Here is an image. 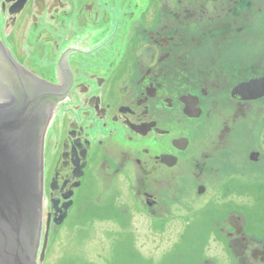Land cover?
<instances>
[{
    "label": "flooded vegetation",
    "instance_id": "obj_1",
    "mask_svg": "<svg viewBox=\"0 0 264 264\" xmlns=\"http://www.w3.org/2000/svg\"><path fill=\"white\" fill-rule=\"evenodd\" d=\"M0 16L6 49L55 99L45 258L74 212L131 208L132 220L171 227L185 216L184 178L205 209L246 177V162L264 163V0H0ZM122 178L135 207L120 195L81 197L88 181L111 188ZM223 216L210 221L226 226L213 240L233 256L227 264H264V225L254 233L232 207Z\"/></svg>",
    "mask_w": 264,
    "mask_h": 264
},
{
    "label": "rangeland",
    "instance_id": "obj_2",
    "mask_svg": "<svg viewBox=\"0 0 264 264\" xmlns=\"http://www.w3.org/2000/svg\"><path fill=\"white\" fill-rule=\"evenodd\" d=\"M249 129L251 135H258L259 127L255 123ZM189 178L182 181L186 193L179 205L185 216L171 227L169 225L172 222L164 224L162 219H151L143 214L135 215L132 220L129 216L133 211L131 208L122 214L120 209L109 208L108 211H102L98 207L97 211L84 214L74 212L61 229L60 235L52 239L54 243L44 263L204 264L205 259H210L214 264L229 263L230 259L234 260L233 256L229 257L226 251L222 255V243L213 240H219L218 229L226 226L220 223L216 227L210 219L214 214L224 217L228 207H232L234 213L240 215L245 222L248 221L251 231L258 234V229L264 225V220H261L264 216V163L254 165L246 162V177H235L239 179L233 185V193L228 192L232 189L220 191L219 202H213L211 207L205 209L201 208L205 198H197L200 201H196L193 183ZM130 184L129 180L122 178L111 188H104L88 181L81 197L99 196L102 201H108L111 197L120 195L118 200L129 201L127 206L135 207L133 201L137 198L133 195ZM169 192L174 194V191ZM172 197L176 199L167 202V206L177 207L178 199ZM227 204L229 205L226 206ZM198 208L201 209L197 210ZM97 216L108 217L111 221L98 219Z\"/></svg>",
    "mask_w": 264,
    "mask_h": 264
},
{
    "label": "water",
    "instance_id": "obj_3",
    "mask_svg": "<svg viewBox=\"0 0 264 264\" xmlns=\"http://www.w3.org/2000/svg\"><path fill=\"white\" fill-rule=\"evenodd\" d=\"M250 87L253 83L246 91ZM260 95L246 94V99ZM54 102L0 39V264L44 262L49 230L48 224L40 249L44 153Z\"/></svg>",
    "mask_w": 264,
    "mask_h": 264
},
{
    "label": "trees",
    "instance_id": "obj_4",
    "mask_svg": "<svg viewBox=\"0 0 264 264\" xmlns=\"http://www.w3.org/2000/svg\"><path fill=\"white\" fill-rule=\"evenodd\" d=\"M53 243H54V242H51V243H50V245H49V247H48V250H49V251H50V249H51V245H53Z\"/></svg>",
    "mask_w": 264,
    "mask_h": 264
}]
</instances>
